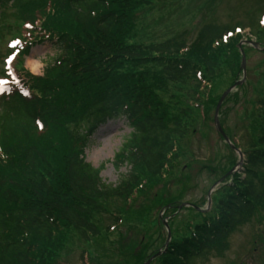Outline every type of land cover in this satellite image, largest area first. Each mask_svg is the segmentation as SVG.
Listing matches in <instances>:
<instances>
[{
	"label": "trees",
	"instance_id": "1",
	"mask_svg": "<svg viewBox=\"0 0 264 264\" xmlns=\"http://www.w3.org/2000/svg\"><path fill=\"white\" fill-rule=\"evenodd\" d=\"M154 4L0 0V40L9 31L24 41L15 71L29 91L24 97L14 88L0 99V264H60L73 239L81 244L82 264H92L94 248L106 250L104 242L125 227L137 230L134 221L142 213L136 204L156 188L135 242L115 248L128 252L126 264H144L164 247L167 233L154 211L165 208V218L172 217L182 203L193 166L183 165V143L196 123L210 122L227 75L237 78L243 38L223 39L242 26L238 22L205 25L191 43L183 34L148 40L140 15ZM250 22L256 41L264 44V27L253 17ZM46 40L55 41L62 54L37 77L25 70L24 58L32 45ZM243 50L247 57L254 52L249 46ZM234 98L238 93L226 104ZM253 107L247 141L231 137L244 153L243 172L214 193L210 213L187 209L193 215L177 229L178 217L170 220L172 243L153 264H207L224 257L231 238L254 221L264 260V92ZM119 117L130 121L133 132L116 162L131 169L111 185L102 180V167L86 162L84 150L99 127ZM228 150L229 167H222L220 177L238 162ZM120 201V207L109 206ZM206 203V196L195 202Z\"/></svg>",
	"mask_w": 264,
	"mask_h": 264
},
{
	"label": "rangeland",
	"instance_id": "2",
	"mask_svg": "<svg viewBox=\"0 0 264 264\" xmlns=\"http://www.w3.org/2000/svg\"><path fill=\"white\" fill-rule=\"evenodd\" d=\"M153 8L145 11L141 17V23L148 26L143 32L149 40L164 41L176 34H183L188 43L194 41L199 31L208 24L219 26L242 24L245 32L250 33L253 27L248 25V17H254L255 23L261 19L264 14V0H153ZM149 11V12H148ZM6 38L0 40V52L6 49L7 42L12 34L5 31ZM52 44H46L33 49L32 54L26 59V68L35 73L42 74L46 64L51 63L59 51ZM247 58L246 89L238 90V98L232 99L224 108L223 119L226 121V129L229 136L235 138L243 144L247 141L248 128L251 127V115L254 102L264 92V53L254 51ZM37 66V67H36ZM2 61H0V68ZM242 76L234 78L230 74L224 82L225 87ZM214 111L211 113V120L207 124L201 121L196 123L194 129L183 145L186 147L187 156L182 161L183 165L191 163L192 168L187 171L189 178L184 193L183 203H195L204 198L213 184L219 178L222 167L228 164L229 150L227 144L218 135L213 123ZM250 130V128H249ZM133 132L128 120L121 117L109 121L106 125L100 127L98 131L90 138L85 149V159L95 168L103 167L101 177L107 184L117 185L122 177L130 170L127 165H119L115 162V156L121 151L125 142ZM203 166L213 167L216 173ZM141 197L136 204L137 213H142V218L136 219L134 224L136 231L128 232L125 227L120 234L109 238L104 242L106 250L93 249L92 264H126L128 252L119 253L117 245L122 242L127 247L134 243L137 233L142 230L149 216L150 205L154 201V194ZM109 206H121L120 202H111ZM165 208L154 211L155 216H160ZM153 213V212H152ZM193 214L187 210V207L180 210L175 218L173 229L183 226L184 222ZM135 217V216H134ZM109 223V219L104 216ZM108 219V220H107ZM256 221L239 230L230 240V249L224 257H212L207 264H264V260L259 248L257 234L259 233ZM135 229V227H134ZM124 234V235H123ZM139 234V233H138ZM173 234V233H172ZM256 241V244H255ZM106 242L108 246H106ZM160 241L154 243V249L160 245ZM81 244L73 239L70 242L69 249L64 255L60 264H82ZM127 249V248H126ZM103 253L106 256H103ZM128 262V260H127ZM86 264V261H85Z\"/></svg>",
	"mask_w": 264,
	"mask_h": 264
},
{
	"label": "water",
	"instance_id": "3",
	"mask_svg": "<svg viewBox=\"0 0 264 264\" xmlns=\"http://www.w3.org/2000/svg\"><path fill=\"white\" fill-rule=\"evenodd\" d=\"M251 45H253L256 49H258V50H261L260 49V47H259V44H257V43H250ZM263 51H264V49H262ZM242 55H243V58H242V65H241V69L243 70V72H244V77H245V74H246V57H245V55H244V53H242ZM244 83V80L243 81H240V82H238V83H236L235 85H233L229 90H227L224 94H223V96L221 97V99H220V101H219V104H218V106H217V108H216V112H215V118H214V122H215V126H216V129H217V131L225 138V140L229 143V139H228V137L225 135V133L223 132V130H222V128H221V125H220V121H219V111H220V108H221V106H222V104H223V102H224V100L227 98V96L236 88V87H238V86H241L242 84ZM230 144V143H229ZM233 148V147H232ZM239 152V151H238ZM240 153V152H239ZM240 157H241V162H240V164L239 165H242V162H243V156H242V154L240 153ZM235 172V170H233V171H231L228 175H226L225 177H223L218 183H216L215 185H214V187H213V189H212V191L217 187V186H219L222 182H224V180L228 177V176H230V175H232L233 173ZM212 191L210 192V194H209V207L211 206V204H212V201H211V193H212ZM184 206H187V205H183V206H181L180 208H182V207H184ZM166 223V222H165ZM170 240H171V233H170V231H169V236H168V241H167V243H166V249L168 248V246H169V243H170ZM162 255V253H159V254H157L156 256H154L153 258H151L146 264H150L155 258H157V257H159V256H161Z\"/></svg>",
	"mask_w": 264,
	"mask_h": 264
},
{
	"label": "snow or ice",
	"instance_id": "4",
	"mask_svg": "<svg viewBox=\"0 0 264 264\" xmlns=\"http://www.w3.org/2000/svg\"><path fill=\"white\" fill-rule=\"evenodd\" d=\"M262 23H264V20H262ZM237 32L241 31V29L237 28L236 29ZM229 36L231 35V33L228 34ZM15 43H19L18 41L17 42H14V44L12 45L13 47L15 46ZM12 59L11 56L8 57V61H10ZM5 81H0V83H4ZM39 123V121L37 122Z\"/></svg>",
	"mask_w": 264,
	"mask_h": 264
},
{
	"label": "bare ground",
	"instance_id": "5",
	"mask_svg": "<svg viewBox=\"0 0 264 264\" xmlns=\"http://www.w3.org/2000/svg\"><path fill=\"white\" fill-rule=\"evenodd\" d=\"M37 67V66H36Z\"/></svg>",
	"mask_w": 264,
	"mask_h": 264
}]
</instances>
